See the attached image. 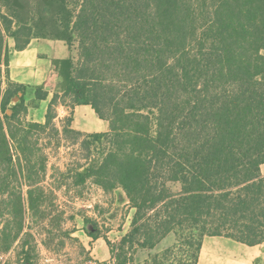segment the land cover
<instances>
[{
    "label": "trees",
    "instance_id": "16d2710c",
    "mask_svg": "<svg viewBox=\"0 0 264 264\" xmlns=\"http://www.w3.org/2000/svg\"><path fill=\"white\" fill-rule=\"evenodd\" d=\"M9 38L16 51L47 39L70 53L55 62L44 122L26 119L28 86L7 80ZM49 94L35 86L37 100ZM66 99L109 130L84 133L72 116L59 129L55 105ZM46 131L80 143L77 185L121 188L135 209L120 241L106 239L117 264L171 233L168 264H198L206 236L263 244L264 0H0V252L21 242L24 264L35 250L28 214L43 221L55 207ZM182 246L190 258L177 256Z\"/></svg>",
    "mask_w": 264,
    "mask_h": 264
},
{
    "label": "rangeland",
    "instance_id": "374dc122",
    "mask_svg": "<svg viewBox=\"0 0 264 264\" xmlns=\"http://www.w3.org/2000/svg\"><path fill=\"white\" fill-rule=\"evenodd\" d=\"M9 67L8 79L28 86L26 119L44 122L49 103L58 88L60 77L55 62L67 58L69 51L61 41L35 39L23 51L14 50L15 41L8 39ZM77 56V50L73 52ZM17 78V79H16ZM43 85L49 91L48 99L37 100L35 86ZM58 102L55 105L56 126L62 130L64 121L72 116V127L84 133L109 130V122L99 121L91 106L69 107ZM103 123L104 127L99 126ZM40 146L47 158V170L43 185L49 192L55 207L45 220L27 216V231L35 250L31 252L32 264H117L111 258L108 239L117 244L130 230L135 209L121 188L106 192L92 180L77 185L70 174L71 170L84 165L86 160L80 152V143L74 139L57 138L46 131L41 134ZM264 175V165H262ZM173 191H179L180 183H170ZM6 218L0 219V227ZM95 233L99 238H93ZM213 245L212 249L201 250L198 264H264V243L248 246L230 238L206 236L204 244ZM177 243V235L171 233L152 251L139 249L128 264H168L163 254ZM202 246V249H203ZM193 248L182 246L177 251L180 259L190 258L188 251ZM25 255L21 242L16 243L8 252H0V264H24Z\"/></svg>",
    "mask_w": 264,
    "mask_h": 264
},
{
    "label": "crops",
    "instance_id": "0c3cea01",
    "mask_svg": "<svg viewBox=\"0 0 264 264\" xmlns=\"http://www.w3.org/2000/svg\"><path fill=\"white\" fill-rule=\"evenodd\" d=\"M24 51V50H23ZM23 51H20V52H23ZM17 79V78H16ZM81 106V105H80ZM82 106H89V105H82ZM79 107V106H78ZM99 121H101V122H105V128H102V130H106V128H107V125H106V122H108V121H106V120H102V119H100L99 118ZM99 126H101V127H104V125H103V123H99L98 124ZM161 243V242H160ZM159 243V244H160ZM159 244L156 246V247H158L159 246ZM155 247V248H156ZM154 248V249H155ZM207 248H209V249H212L213 248V245H208V242H206L205 244H204V246H203V249H202V252L204 251L205 252V250L207 249ZM142 250H146V249H142ZM148 250H150V251H152L153 249H148Z\"/></svg>",
    "mask_w": 264,
    "mask_h": 264
},
{
    "label": "built area",
    "instance_id": "2783aa9c",
    "mask_svg": "<svg viewBox=\"0 0 264 264\" xmlns=\"http://www.w3.org/2000/svg\"><path fill=\"white\" fill-rule=\"evenodd\" d=\"M92 264H98V263H96V262H92Z\"/></svg>",
    "mask_w": 264,
    "mask_h": 264
}]
</instances>
